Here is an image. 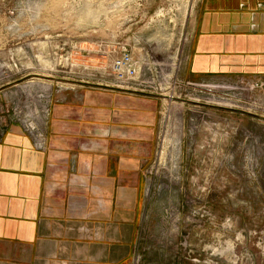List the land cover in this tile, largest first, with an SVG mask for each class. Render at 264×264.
Instances as JSON below:
<instances>
[{
    "label": "rangeland",
    "instance_id": "374dc122",
    "mask_svg": "<svg viewBox=\"0 0 264 264\" xmlns=\"http://www.w3.org/2000/svg\"><path fill=\"white\" fill-rule=\"evenodd\" d=\"M199 4L0 0V89L12 119L32 118L49 84L50 96L71 80L96 81L115 48L131 50L145 85L163 94L242 108L239 78L188 76ZM252 95L256 106L239 111L158 99L142 221L125 264H264V87Z\"/></svg>",
    "mask_w": 264,
    "mask_h": 264
},
{
    "label": "crops",
    "instance_id": "0c3cea01",
    "mask_svg": "<svg viewBox=\"0 0 264 264\" xmlns=\"http://www.w3.org/2000/svg\"><path fill=\"white\" fill-rule=\"evenodd\" d=\"M186 66L196 81L264 79V0H200ZM104 79L53 93L46 151L0 89V264H125L132 255L160 97Z\"/></svg>",
    "mask_w": 264,
    "mask_h": 264
},
{
    "label": "built area",
    "instance_id": "2783aa9c",
    "mask_svg": "<svg viewBox=\"0 0 264 264\" xmlns=\"http://www.w3.org/2000/svg\"><path fill=\"white\" fill-rule=\"evenodd\" d=\"M104 56L109 61V66L104 69L103 77L109 78L112 86L119 89L135 92L144 93L148 95H155L159 97H165L162 90L156 87L145 85L146 70L141 67L139 61L135 58L131 50L127 48H116L111 51H104ZM264 87V79L258 78H239L236 83L232 85L235 91H241L247 93L246 98L241 100L243 107L227 106L225 104H215L209 101H202L201 99L191 98L187 99L195 101L197 103L213 104L218 106H224L232 109H248L251 110L256 106L254 101L253 92L257 89ZM45 90L49 93L52 91V86L49 84L45 87ZM45 91V93H46ZM40 98H44V101L39 102L35 105L36 112L32 118L27 119L26 115L20 117L17 114L13 115L14 121L20 125L24 133H26L32 140L33 146L38 151H46L49 147V139L47 135V126L49 122L52 95L48 93ZM177 99L176 97H174ZM182 99L181 97H178ZM218 102V101H217ZM227 104V103H226ZM202 106L200 104H195ZM257 108V107H256ZM16 113V112H15Z\"/></svg>",
    "mask_w": 264,
    "mask_h": 264
},
{
    "label": "water",
    "instance_id": "95a60500",
    "mask_svg": "<svg viewBox=\"0 0 264 264\" xmlns=\"http://www.w3.org/2000/svg\"><path fill=\"white\" fill-rule=\"evenodd\" d=\"M175 100H180V101H183L184 103H187V104H200L202 106H208V107H215V108H220V109H229V110L239 111L237 109H232V108H228V107H224V106H218V105L206 104V103H197L195 101H190V100H185V99H180V98H177ZM246 114L258 117V115H256V114H251V113H246ZM262 118L264 119V117H262Z\"/></svg>",
    "mask_w": 264,
    "mask_h": 264
},
{
    "label": "bare ground",
    "instance_id": "6f19581e",
    "mask_svg": "<svg viewBox=\"0 0 264 264\" xmlns=\"http://www.w3.org/2000/svg\"><path fill=\"white\" fill-rule=\"evenodd\" d=\"M47 81V80H46ZM50 81V80H49ZM30 82V81H29ZM51 82V81H50ZM32 83V82H31ZM48 83V82H47ZM30 84V83H29ZM44 85V83H43ZM46 85V84H45ZM35 86V85H34ZM28 87V86H27ZM46 87V86H45ZM31 90V89H30ZM164 96L166 97L165 98V103H170V102H176L175 98L174 97H178L175 93H165ZM209 102H213V103H217V104H223L221 102H217V101H213V100H210ZM183 104V103H182ZM227 106H233V105H230V104H225Z\"/></svg>",
    "mask_w": 264,
    "mask_h": 264
}]
</instances>
